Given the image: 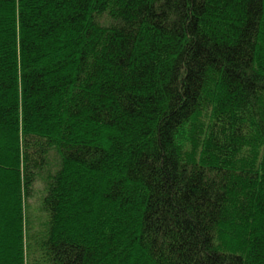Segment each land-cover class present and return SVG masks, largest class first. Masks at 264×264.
Instances as JSON below:
<instances>
[{"label":"trees","instance_id":"1","mask_svg":"<svg viewBox=\"0 0 264 264\" xmlns=\"http://www.w3.org/2000/svg\"><path fill=\"white\" fill-rule=\"evenodd\" d=\"M0 264H264V0H0Z\"/></svg>","mask_w":264,"mask_h":264}]
</instances>
